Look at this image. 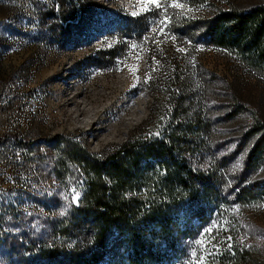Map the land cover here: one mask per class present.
Wrapping results in <instances>:
<instances>
[{
	"label": "rangeland",
	"instance_id": "obj_1",
	"mask_svg": "<svg viewBox=\"0 0 264 264\" xmlns=\"http://www.w3.org/2000/svg\"><path fill=\"white\" fill-rule=\"evenodd\" d=\"M263 2L80 0L79 36L69 38L56 27L47 31L42 3L49 0H0V137L12 133L30 142L28 149L11 140L0 144V205H8L3 213L11 210L0 225L42 241L74 200V181L54 178L42 144L54 134L75 136L103 155L144 123L151 131L175 127L189 142L192 164L216 172L223 192L243 177L263 178L264 158L247 176L243 162L256 138L250 127L264 121V68L233 49L197 41L184 24ZM122 15L140 16L132 36L148 28L138 40L122 38L110 58L104 51ZM76 93L78 107L61 104ZM73 109L81 114H70ZM61 244L63 256L67 238ZM231 244L264 259V201L227 196L189 243L198 261Z\"/></svg>",
	"mask_w": 264,
	"mask_h": 264
},
{
	"label": "trees",
	"instance_id": "obj_2",
	"mask_svg": "<svg viewBox=\"0 0 264 264\" xmlns=\"http://www.w3.org/2000/svg\"><path fill=\"white\" fill-rule=\"evenodd\" d=\"M78 1L42 3L49 33L56 27L73 38L79 36L74 34L81 28ZM140 22V16L116 18L114 43L104 51L107 57L116 56L122 38L142 37L147 26L136 37L131 35ZM184 24L197 41L233 49L248 64L264 68V2ZM146 125L103 155L90 152L72 135L43 138L54 178L59 183L74 181L79 196L45 229L42 241L0 225L2 264H56L63 259L65 264H264L260 255L233 244L221 245L198 261L189 245L227 196L237 203L264 201V177L252 181L243 177L232 191L223 192L216 172L190 161L183 131L175 127L151 131ZM248 132L256 138L243 162L244 176L264 158V121H256ZM7 140L22 149L30 145L12 133L1 136L0 144ZM2 205L0 219L11 214L10 208L3 213L1 208L8 205ZM63 238L69 245L61 256Z\"/></svg>",
	"mask_w": 264,
	"mask_h": 264
},
{
	"label": "bare ground",
	"instance_id": "obj_3",
	"mask_svg": "<svg viewBox=\"0 0 264 264\" xmlns=\"http://www.w3.org/2000/svg\"><path fill=\"white\" fill-rule=\"evenodd\" d=\"M64 94H65V93H62V95H64ZM77 94H78V93H76V94L72 95L71 97L65 99L63 102H61V104H64V105H66V104H67V105H68V104H73V105H75V107H78L77 104H76V102H75V99H74V97L77 96ZM81 110H82V109H79V112H77V110L73 109V110L70 112V114H71V113L74 114V112H77V115H80V114H81Z\"/></svg>",
	"mask_w": 264,
	"mask_h": 264
},
{
	"label": "snow or ice",
	"instance_id": "obj_4",
	"mask_svg": "<svg viewBox=\"0 0 264 264\" xmlns=\"http://www.w3.org/2000/svg\"><path fill=\"white\" fill-rule=\"evenodd\" d=\"M152 2L154 3L155 2V0H152ZM177 6H179V5H177ZM79 196V193H74V196H73V199H74V201L76 200V198ZM209 233H211L212 232V229L210 228V229H208L207 230ZM231 238L230 237H227L226 238V240H230ZM209 254H211V253H209Z\"/></svg>",
	"mask_w": 264,
	"mask_h": 264
}]
</instances>
